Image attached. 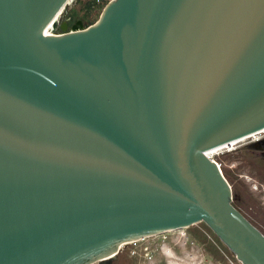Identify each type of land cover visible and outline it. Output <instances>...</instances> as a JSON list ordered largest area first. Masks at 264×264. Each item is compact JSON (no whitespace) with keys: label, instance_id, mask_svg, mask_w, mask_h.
<instances>
[{"label":"water","instance_id":"1","mask_svg":"<svg viewBox=\"0 0 264 264\" xmlns=\"http://www.w3.org/2000/svg\"><path fill=\"white\" fill-rule=\"evenodd\" d=\"M0 0V264H111L204 221L243 264L264 233L208 150L264 128V0Z\"/></svg>","mask_w":264,"mask_h":264},{"label":"rangeland","instance_id":"2","mask_svg":"<svg viewBox=\"0 0 264 264\" xmlns=\"http://www.w3.org/2000/svg\"><path fill=\"white\" fill-rule=\"evenodd\" d=\"M108 1L73 0L59 19L70 16L69 23L80 20L86 26L98 18ZM262 137L264 132L239 141L231 149L222 148L210 155L219 163L232 186L233 204L264 233V144H253ZM111 264L243 263L201 220L125 242L120 245Z\"/></svg>","mask_w":264,"mask_h":264},{"label":"bare ground","instance_id":"3","mask_svg":"<svg viewBox=\"0 0 264 264\" xmlns=\"http://www.w3.org/2000/svg\"><path fill=\"white\" fill-rule=\"evenodd\" d=\"M52 27V26H51ZM261 132H264V128L263 129H260L258 131H255V132H252V133H249L247 135H243L237 139H233L231 140L230 142L226 143V144H223V145H220V146H217V147H213L211 149L208 150V154L210 155L212 152L216 151V150H219V149H222V148H232L236 143H238L239 141L245 139V138H248V137H252L254 135H257ZM211 156V155H210ZM171 232V231H170ZM143 238V237H142ZM140 239V238H139ZM137 240V239H136ZM131 241H134V240H131Z\"/></svg>","mask_w":264,"mask_h":264},{"label":"built area","instance_id":"4","mask_svg":"<svg viewBox=\"0 0 264 264\" xmlns=\"http://www.w3.org/2000/svg\"><path fill=\"white\" fill-rule=\"evenodd\" d=\"M70 21V16H67L65 17L64 19H58L56 20V24L55 25H52V27L50 28V33H60V32H63L64 29L61 27V24L63 22H66L67 24V27H66V30H71L72 29V25L76 22H73V23H69ZM84 26V25H83ZM219 164V163H218Z\"/></svg>","mask_w":264,"mask_h":264},{"label":"flooded vegetation","instance_id":"5","mask_svg":"<svg viewBox=\"0 0 264 264\" xmlns=\"http://www.w3.org/2000/svg\"><path fill=\"white\" fill-rule=\"evenodd\" d=\"M260 136V135H259ZM258 136V137H259ZM258 137H256V138H258ZM254 145H262V144H264V137H262V138H259V139H257L254 143H253ZM235 147V146H234ZM235 173H239L237 170H235Z\"/></svg>","mask_w":264,"mask_h":264}]
</instances>
